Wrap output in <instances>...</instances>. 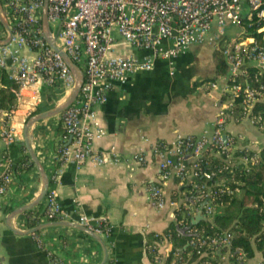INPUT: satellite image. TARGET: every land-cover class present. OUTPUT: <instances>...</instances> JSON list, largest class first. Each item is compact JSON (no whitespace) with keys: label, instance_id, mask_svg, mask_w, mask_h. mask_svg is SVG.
Listing matches in <instances>:
<instances>
[{"label":"built area","instance_id":"built-area-1","mask_svg":"<svg viewBox=\"0 0 264 264\" xmlns=\"http://www.w3.org/2000/svg\"><path fill=\"white\" fill-rule=\"evenodd\" d=\"M43 2L0 0V17L7 20L11 32L0 21V40L8 38L0 43V67L10 69V78L19 83L16 106L0 109V137L9 145L21 139L14 118L25 88L40 79L57 81L68 92L75 86L73 72L44 38ZM47 22L55 45L72 62L81 64L83 70L80 90L60 117L63 133L55 153L59 168L70 162L77 166L87 161L94 166L117 164L114 147L108 152L94 147V142L105 133L95 107L107 100L114 83L125 84L134 73L151 70L157 58L171 60L191 45L205 41L215 45L228 71L222 76L224 99L220 101L212 130L200 135L179 134L172 142H160L151 149L157 158L161 183L172 172L179 180H189L200 195L205 218H213L218 211L217 193H231L233 189L225 185L224 178L216 184L217 188L201 181L202 160L213 153L224 154V168L233 170L234 137L225 133L227 121L247 120L264 128V117L254 109L264 101V0H47ZM228 28L238 30L235 37H228ZM118 44L135 51L115 54ZM208 86L215 87L216 83L209 82ZM134 157L138 162L144 160L141 154ZM12 172L9 160H1L0 195L7 192ZM59 172L57 169L53 174V182ZM215 173L216 170L211 175ZM225 176L229 178L228 173ZM149 196L158 207L164 205L161 185L153 184ZM34 219L69 221L97 235L107 231L103 218L84 213L71 218L56 199L53 188H48L42 207L24 216L26 222ZM177 222L185 226L184 232L191 236L188 243L199 255L207 254L206 249L220 252L230 246L228 231L206 237L202 228L184 219ZM156 237L151 246L153 252L159 242L172 244L170 231ZM169 256L170 264L183 262L180 249L172 248ZM49 264L56 262L51 260Z\"/></svg>","mask_w":264,"mask_h":264},{"label":"crops","instance_id":"crops-1","mask_svg":"<svg viewBox=\"0 0 264 264\" xmlns=\"http://www.w3.org/2000/svg\"><path fill=\"white\" fill-rule=\"evenodd\" d=\"M216 50L208 41L194 44L171 60L157 58L151 70L134 73L125 84L114 83L107 100L95 107L105 133L94 147L105 152L114 147L119 159L115 165L94 166L87 161L59 168L55 153L63 133L61 113L41 119L30 128V146L47 174L48 188L55 190L56 199L71 218L84 213L104 219L107 231L98 235L100 241L57 220L37 221L35 225L51 223L33 233H20L32 227L26 225L27 215L23 212L9 218L13 210L30 204L40 194L44 182L24 145L25 120L57 107L70 94L59 82L44 79L25 88L14 118L21 139L9 145L0 137V161L9 160L13 167L9 188L0 195L2 264H49L51 260L56 264H170L172 257L168 254L175 249L173 240L172 244L159 242L154 252L151 246L155 235L164 234L174 222V211L181 206L191 215V223L207 218L201 210L200 195L189 180H179L172 172L161 183L151 149L160 142H172L179 134L200 135L212 130L224 99L223 75L216 74L214 64ZM133 51L118 44L114 53ZM76 65L77 73L83 75L81 64ZM5 70L10 77V69ZM209 82L216 86H208ZM224 130L234 137V150L258 152L264 147V130L245 120H229ZM136 154L143 155L144 160L138 162ZM57 169L60 172L53 182ZM153 184L163 189L162 207L149 196ZM217 260L218 264H264L256 250L249 258L233 257L227 251Z\"/></svg>","mask_w":264,"mask_h":264},{"label":"trees","instance_id":"trees-1","mask_svg":"<svg viewBox=\"0 0 264 264\" xmlns=\"http://www.w3.org/2000/svg\"><path fill=\"white\" fill-rule=\"evenodd\" d=\"M257 36L254 30H250ZM216 74L225 75L228 71L226 62L221 53H214ZM19 89V83L9 77L8 72L0 67V109H10L16 106L15 92ZM254 109L264 117V101L255 105ZM256 153V159L251 160ZM28 158V155H26ZM233 170L224 168V154L206 156L201 162L200 180L207 185L217 188L216 184L224 178V183L233 192H218L216 204L218 211L211 219H202L192 222L196 228L203 229V236L210 237L216 232L228 231L231 233L229 248H221L220 252H210L199 255L194 246L188 243L191 238L186 232H181L183 224L178 220L183 219L191 223V215L181 206L174 211L175 220L165 229L172 233L174 247L180 249L183 262L177 264H218V258L224 252H229L233 257H252L254 251L261 253L264 259V147L258 152L250 149L238 148L233 150ZM216 170L214 175L211 173ZM228 173L229 178H226ZM223 175V176H222ZM235 188L237 191H234ZM42 203L24 212L27 216L37 211ZM38 220H30L26 225L33 226ZM185 227V226H184ZM157 239V237H156ZM191 252L189 256H186ZM186 257V258H185Z\"/></svg>","mask_w":264,"mask_h":264},{"label":"water","instance_id":"water-1","mask_svg":"<svg viewBox=\"0 0 264 264\" xmlns=\"http://www.w3.org/2000/svg\"><path fill=\"white\" fill-rule=\"evenodd\" d=\"M0 21L7 28L9 34H11L9 25L7 23V20L5 18H3V17H0ZM41 22H42L43 34H44L45 40L47 41V43L52 48H54L57 52L60 53V55L63 57V59L65 60V62L69 66L70 70L73 72V74L75 76V86L72 89V91L70 92V94L67 97V99L64 102H62L61 104H59L57 107H55V108H53L51 110L45 111V112L34 114V115L30 116L28 119L25 120L24 127H23L24 145H25L26 149L28 150V153L31 156L34 164L36 165L38 170L41 172L44 182H43V188H42L40 194L30 204L24 205V206H22L20 208H17L15 210H13L10 213L9 218H11V217H13V216H15L17 214L23 213V212L35 207L36 205H38L41 202V200L45 197V195L47 193V190H48V187H49V179L47 177V174L44 172L42 166L40 165L37 157L35 156L34 152L31 149V146H30V128L32 127V125L35 122H37V121H39L41 119H44V118H47V117L62 113L73 102V100L77 96V94H78V92L80 90L81 84L83 82V75L77 73V65L74 62H72L70 60V58L68 57V55L63 50L58 48L55 45V43H54V40H53V38L51 36V32L49 30L48 22H47V0H44V2H43ZM7 40H8V38L0 40V43L6 42ZM29 68H31V66H29ZM51 222H45V223L37 224V225L32 226L31 228H29L28 230H26L24 232H20V233H24V234L33 233V232L39 230L41 227H43L46 224L51 223ZM57 223H60V224H63V225H69V226L77 227V228H79L81 230H84L85 232H87L88 234H90L91 236H93L94 238H96L97 240L100 241V238H99V236L97 234H95L91 230H88L84 226L77 225V224L69 222V221H58Z\"/></svg>","mask_w":264,"mask_h":264},{"label":"rangeland","instance_id":"rangeland-1","mask_svg":"<svg viewBox=\"0 0 264 264\" xmlns=\"http://www.w3.org/2000/svg\"><path fill=\"white\" fill-rule=\"evenodd\" d=\"M229 29V28H228ZM230 30V29H229ZM227 31V33H228V37L229 38H231V37H235L236 36V33L238 32V30L237 29H232V31L230 30V31ZM245 121H247V120H245ZM248 122V121H247ZM249 123V122H248ZM250 125H252L251 124V122L249 123ZM252 126H254V127H256L257 129H259V130H264V128H261L259 125H257V124H254V125H252ZM244 149H247V148H244ZM232 159H234V157H232ZM219 209V208H218Z\"/></svg>","mask_w":264,"mask_h":264}]
</instances>
